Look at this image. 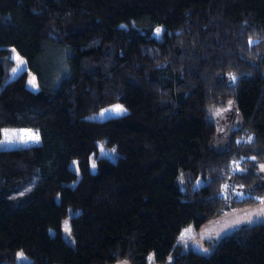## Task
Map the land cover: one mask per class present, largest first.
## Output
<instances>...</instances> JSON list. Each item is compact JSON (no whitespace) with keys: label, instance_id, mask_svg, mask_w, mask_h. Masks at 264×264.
<instances>
[{"label":"trees","instance_id":"16d2710c","mask_svg":"<svg viewBox=\"0 0 264 264\" xmlns=\"http://www.w3.org/2000/svg\"><path fill=\"white\" fill-rule=\"evenodd\" d=\"M214 107L239 119L220 148ZM4 127L40 143L0 148V264H264V221L177 248L264 201V0H0Z\"/></svg>","mask_w":264,"mask_h":264},{"label":"rangeland","instance_id":"374dc122","mask_svg":"<svg viewBox=\"0 0 264 264\" xmlns=\"http://www.w3.org/2000/svg\"><path fill=\"white\" fill-rule=\"evenodd\" d=\"M46 62L44 63L45 67L52 69V71L56 72V66L59 63L63 62L64 57L62 55L57 56V53H51L50 57L47 56ZM54 67V69H53ZM64 64H62V68ZM53 76V74H52ZM54 78V77H53ZM116 106H120L124 111L115 112L108 111L114 109ZM126 112V109L122 105H114L108 108L102 109L99 114L92 115L91 119L93 120H103L111 116H119ZM217 112V113H216ZM231 109L226 111L218 110V107H214L211 109L210 114L213 120L216 122L218 126L217 138L215 142V147L220 148L224 145V141L227 136L230 134L232 130H234L239 122L237 116L232 117ZM4 131H8L11 135L12 132L17 133L16 136H11L12 143H7L5 141V137L3 135ZM38 134L37 130L32 128H17V127H4L1 130V139H0V148L1 149H13L17 147H25L34 144L40 143V138L37 140H31L28 138V134ZM21 134L22 137H21ZM27 141V142H24ZM98 154L107 157L111 161H115L117 159V153L114 147H107L104 140H100L97 142ZM89 167L92 172L96 170V165L93 156L89 159ZM259 173L264 176V162L258 164ZM186 178L183 174H181L178 178V183L182 191L186 192ZM197 184V183H196ZM195 184V185H196ZM228 193V189L224 187L223 195ZM236 196L242 197V192L240 190L235 191ZM74 214L72 210H69V216ZM264 221V201L260 204L251 206V207H242L239 209H231L216 217L214 219L209 220L206 224H204L199 229H194L192 226L185 227L177 240V248L181 251L184 250H192L198 254L209 256L213 253L216 247V243L224 236L233 232L234 230L245 226V225H253ZM69 220L68 217L62 221V227L68 226ZM190 229V232H186V230ZM21 261L25 260L24 257L19 258ZM172 259L171 256L167 258V262H170ZM148 264L153 263V256L149 254L147 256ZM109 264H129L126 261H118L115 263Z\"/></svg>","mask_w":264,"mask_h":264},{"label":"snow or ice","instance_id":"6c2138e0","mask_svg":"<svg viewBox=\"0 0 264 264\" xmlns=\"http://www.w3.org/2000/svg\"><path fill=\"white\" fill-rule=\"evenodd\" d=\"M17 59H19V58H17ZM19 63L20 64H23L24 62L23 61H19ZM13 72H16V69H13ZM30 83L34 84V79H33V81H30ZM108 111H115V112H118L119 113V112H122L124 110L120 106H116L114 109H111V110H108ZM3 135H4L5 141L7 143H12L11 136H16L17 133L12 132L11 135H10L8 131H4ZM22 135L23 134H21V137H22ZM28 138L31 139V140H37L38 141L39 136H38V134H31V133H29L28 134ZM24 142H27V141H24ZM67 230H68V228H67V225H66V231ZM190 231H191L190 229L186 230V232H190ZM19 255L22 256L23 254L21 253Z\"/></svg>","mask_w":264,"mask_h":264}]
</instances>
